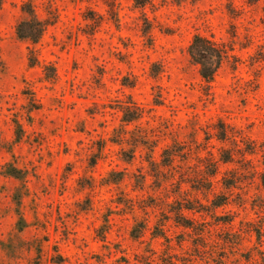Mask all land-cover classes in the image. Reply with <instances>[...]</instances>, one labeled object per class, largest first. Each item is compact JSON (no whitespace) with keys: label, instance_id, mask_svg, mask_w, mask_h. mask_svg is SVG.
<instances>
[{"label":"rangeland","instance_id":"1","mask_svg":"<svg viewBox=\"0 0 264 264\" xmlns=\"http://www.w3.org/2000/svg\"><path fill=\"white\" fill-rule=\"evenodd\" d=\"M263 170L264 0L0 1V264H264Z\"/></svg>","mask_w":264,"mask_h":264},{"label":"trees","instance_id":"2","mask_svg":"<svg viewBox=\"0 0 264 264\" xmlns=\"http://www.w3.org/2000/svg\"><path fill=\"white\" fill-rule=\"evenodd\" d=\"M1 1V0H0ZM148 4V0H134L135 8H143ZM21 13L23 14V19H21L15 26V34L16 37L21 41H26L30 45L34 46L47 26H50L53 22L48 19L41 20L37 18L34 8L31 3H25L21 7ZM188 55L190 60L198 66V75L205 85H209L220 67L222 60L225 57V53L221 48H219L214 42L202 36H194L191 40V43L188 47ZM28 62L29 66H34L36 62V58L34 56V50L32 48L28 49ZM133 105V104H132ZM122 117L121 121L123 123H130L139 118L140 110L137 107H132V109L120 108ZM20 125L15 123V138L16 141L20 136ZM217 140L223 141L224 134H220ZM172 147L166 148L161 152L162 167H170L172 161L175 159V152H172ZM229 160L228 156H226L223 163H226ZM7 175L13 177L15 179L21 180L19 173L13 168H9ZM260 186L262 189V193L264 194V170L260 174Z\"/></svg>","mask_w":264,"mask_h":264}]
</instances>
